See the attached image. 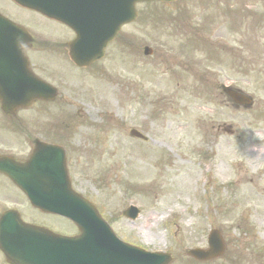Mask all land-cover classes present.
<instances>
[{
  "label": "rangeland",
  "instance_id": "1",
  "mask_svg": "<svg viewBox=\"0 0 264 264\" xmlns=\"http://www.w3.org/2000/svg\"><path fill=\"white\" fill-rule=\"evenodd\" d=\"M227 1L142 6L138 23L123 28L93 68L78 71L56 51L53 66H39L61 98L32 120L68 158L72 151L74 185L122 238L171 252L174 264H193L186 252L206 247L212 229L223 235L225 254L200 264H264V0H229L240 11L238 28L223 15L212 21ZM145 45L153 56H144ZM225 85L253 106H235ZM132 128L149 140L132 138ZM132 204L141 209L135 222L123 217ZM50 218L53 228L77 232Z\"/></svg>",
  "mask_w": 264,
  "mask_h": 264
},
{
  "label": "water",
  "instance_id": "2",
  "mask_svg": "<svg viewBox=\"0 0 264 264\" xmlns=\"http://www.w3.org/2000/svg\"><path fill=\"white\" fill-rule=\"evenodd\" d=\"M30 4L26 0H20ZM78 1V0H76ZM87 4L99 1L108 7H115L118 12L128 13L116 23V30L106 40L112 39L120 30L125 20L135 15L134 5L137 0H81ZM173 1V0H168ZM37 6L48 8L46 0H38ZM37 7V8H38ZM58 0L52 2L51 8L57 9ZM47 11V10H44ZM94 53L93 58L103 57V47ZM76 56H74L75 58ZM79 58V57H78ZM32 169V168H31ZM23 183V181H21ZM24 186V184H21ZM28 186V185H27ZM64 208L55 206L50 201L41 204L47 210L62 213L76 221L83 234L76 239H64L48 235L30 227H16L7 237L4 251L15 264H168L169 256L143 252L119 242L111 231L106 228L97 214L81 198L75 195L64 197ZM8 224V219L4 225ZM5 228L9 226H4ZM19 245H13L19 242ZM198 254V253H193ZM198 256V255H195Z\"/></svg>",
  "mask_w": 264,
  "mask_h": 264
},
{
  "label": "flooded vegetation",
  "instance_id": "3",
  "mask_svg": "<svg viewBox=\"0 0 264 264\" xmlns=\"http://www.w3.org/2000/svg\"><path fill=\"white\" fill-rule=\"evenodd\" d=\"M19 9V8H18ZM34 49V47H33ZM26 54L31 58L32 56V50L26 51ZM22 110H19L17 112H21ZM30 143H18L16 144L17 147H11L10 145L0 144V151L2 154L5 153L4 151H18L16 155H24L26 154V149L23 148V146H29ZM3 148V149H2ZM13 154V153H8ZM19 195L16 193L14 186L11 184V182L4 177L3 175H0V214L3 211L4 204L6 200L17 202L19 199Z\"/></svg>",
  "mask_w": 264,
  "mask_h": 264
},
{
  "label": "bare ground",
  "instance_id": "4",
  "mask_svg": "<svg viewBox=\"0 0 264 264\" xmlns=\"http://www.w3.org/2000/svg\"><path fill=\"white\" fill-rule=\"evenodd\" d=\"M45 168H46L47 172H56V169H55L53 163H51L48 167H45ZM260 205L264 206L263 199H260ZM262 215L264 216V211H263ZM262 240H264L263 236H262Z\"/></svg>",
  "mask_w": 264,
  "mask_h": 264
}]
</instances>
